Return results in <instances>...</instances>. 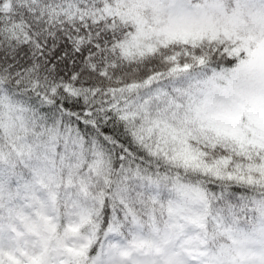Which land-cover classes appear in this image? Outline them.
<instances>
[{"label":"snow or ice","instance_id":"snow-or-ice-1","mask_svg":"<svg viewBox=\"0 0 264 264\" xmlns=\"http://www.w3.org/2000/svg\"><path fill=\"white\" fill-rule=\"evenodd\" d=\"M0 264H264V0H0Z\"/></svg>","mask_w":264,"mask_h":264}]
</instances>
